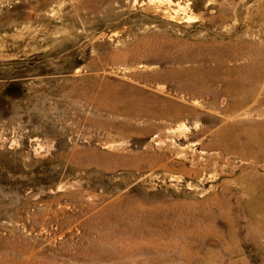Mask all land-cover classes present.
Returning <instances> with one entry per match:
<instances>
[{
	"label": "rangeland",
	"instance_id": "rangeland-1",
	"mask_svg": "<svg viewBox=\"0 0 264 264\" xmlns=\"http://www.w3.org/2000/svg\"><path fill=\"white\" fill-rule=\"evenodd\" d=\"M0 264H264V0H0Z\"/></svg>",
	"mask_w": 264,
	"mask_h": 264
},
{
	"label": "bare ground",
	"instance_id": "bare-ground-1",
	"mask_svg": "<svg viewBox=\"0 0 264 264\" xmlns=\"http://www.w3.org/2000/svg\"><path fill=\"white\" fill-rule=\"evenodd\" d=\"M190 95H191V93H190ZM199 98V97H198ZM134 99V98H133ZM133 101H135V100H133ZM139 102H141V101H139ZM243 102V101H242ZM132 103V102H131ZM144 103V102H143ZM204 103V102H203ZM133 104V103H132ZM136 104V103H135ZM141 104V103H140ZM241 104V103H240ZM245 104V103H244ZM243 105V104H242ZM129 106H131V104H129ZM169 106V105H168ZM188 107V106H187ZM166 108V107H165ZM164 108V109H165ZM191 108V107H190ZM168 109V108H167ZM199 109V108H198ZM188 111V110H187ZM190 111V110H189ZM182 112H181V109H180V107H176V106H174V107H170V111L169 112H163V113H161V118H164V120L166 119L167 121H169L170 123H178V122H180L181 121V119H182ZM187 118V117H186ZM184 119V118H183ZM163 120V121H164ZM162 121V120H161ZM168 123V122H167ZM162 124H164V123H162ZM165 127H169V126H165ZM164 128V127H163ZM166 128H164L163 130H165ZM188 135V134H187ZM191 135V134H190ZM186 136V135H185ZM182 140V139H181ZM187 141V140H186ZM185 141V142H186ZM199 147L202 149V147H201V143L199 144Z\"/></svg>",
	"mask_w": 264,
	"mask_h": 264
}]
</instances>
